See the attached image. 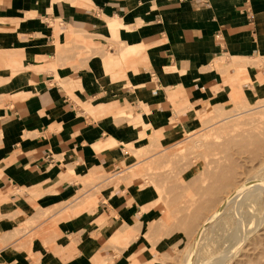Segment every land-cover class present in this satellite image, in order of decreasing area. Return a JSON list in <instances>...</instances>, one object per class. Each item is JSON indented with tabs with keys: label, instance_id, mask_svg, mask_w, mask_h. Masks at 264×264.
<instances>
[{
	"label": "crops",
	"instance_id": "1",
	"mask_svg": "<svg viewBox=\"0 0 264 264\" xmlns=\"http://www.w3.org/2000/svg\"><path fill=\"white\" fill-rule=\"evenodd\" d=\"M73 32L95 53L76 58ZM249 57L262 62L242 83L231 62ZM263 76L264 0H0V264H107L108 239L161 201L137 173H91L136 163L152 136L181 139Z\"/></svg>",
	"mask_w": 264,
	"mask_h": 264
},
{
	"label": "rangeland",
	"instance_id": "2",
	"mask_svg": "<svg viewBox=\"0 0 264 264\" xmlns=\"http://www.w3.org/2000/svg\"><path fill=\"white\" fill-rule=\"evenodd\" d=\"M73 43L82 45L76 47ZM97 43L98 40L93 35L73 32L68 45L71 46L70 51L75 50L76 58H81L95 53L91 46L96 47ZM128 50H132V47H128ZM261 62L259 58H237L232 60L231 65L238 73V81L243 83L252 80L245 75L247 65ZM66 64L69 67L72 62L67 61ZM261 97H264V91L257 93L253 88L232 91L230 99L214 102L213 106L207 105L206 109H200L194 124L181 139L162 143L160 135L152 136L145 143L147 146L139 147L135 152L136 163H124L117 173L108 171L98 176L96 171L91 173L88 181L104 179V184L131 180L137 173L144 179L142 185L151 183L161 201L158 205L160 211L149 220L144 218L136 223L124 222L121 225L135 227L136 234L122 237L123 233L118 232L115 239H108L105 245L112 248L115 254L108 255L107 264H199L202 259L204 262L215 260L225 253L223 243L213 242L216 240L215 234L211 244L201 249L197 243H202L206 236L213 235L209 230L204 236L203 229L197 231L208 213L223 200L224 189L236 187L238 181L253 176L264 183V98ZM128 145L131 146V143ZM223 171L226 173H222ZM80 197V201L74 205L82 202L88 195ZM93 198L88 197L89 200H94ZM259 201V208L256 204L258 219L264 215V195ZM51 212L46 209L40 218H45ZM225 218L231 229L236 218L232 213ZM252 230L244 241L236 244V248L229 252V257L223 264H264V223L259 230ZM33 235L31 233L27 239L30 240ZM135 242H140L144 253L139 258L138 253L133 252ZM187 252L192 254L188 263L185 259ZM199 256L203 258L199 260Z\"/></svg>",
	"mask_w": 264,
	"mask_h": 264
},
{
	"label": "bare ground",
	"instance_id": "3",
	"mask_svg": "<svg viewBox=\"0 0 264 264\" xmlns=\"http://www.w3.org/2000/svg\"><path fill=\"white\" fill-rule=\"evenodd\" d=\"M219 171H220V168H219ZM226 172H227V170H226ZM226 172L223 171L222 173H226ZM211 177H213V176H211ZM224 177H225V174H224ZM224 177H223V179H224ZM224 182L226 183V181H224ZM224 182H223V184H224ZM238 182L239 183L236 187L232 186V187H229L228 189H224L226 191H225V196L224 197L222 196L223 200H220V202H218L216 204V207L214 209L211 208L213 210L210 213H208V215L205 217L202 224L198 227L199 229L197 232H199L200 229L204 230V233L202 236H204V234L207 233L208 230L210 231V234L213 235V236L211 235L212 237L205 235L206 236L205 241H203L202 243H201V241H199L200 243H197L201 249L206 247L207 245L211 244V241L214 238V234L216 236V240L214 239L213 242H216V241L221 242V243H223V245L225 247L224 248L225 253L222 254L221 256L217 257L215 260H212V259L207 260L208 264H223L224 260L228 259L229 252L233 248H236V246H237L236 244H239V242L244 241L247 234L252 233L250 231V230H252V228H254L252 230L253 232L255 230H259L260 227L264 223V215L262 214L263 216L259 219L256 215L257 214V208H259V205H260V204L258 205V202L261 203L259 200H261V197L264 195V183H263V181L261 179H258L256 176H253V177H249V178L247 177L243 181L240 180ZM222 190H223V188H222ZM192 204H194V203L192 202ZM256 204L258 207L256 206ZM231 213L234 215L236 220H235V224L230 229L228 227V225L226 224L227 222H226L225 216H228ZM254 223H255V226L253 227ZM190 252H187L186 257H185L187 263L191 260V257H192V254ZM202 258H200V256H199V260ZM207 261L204 262L202 259L199 261V264H206Z\"/></svg>",
	"mask_w": 264,
	"mask_h": 264
}]
</instances>
